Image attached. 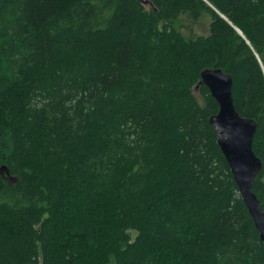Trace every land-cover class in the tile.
I'll use <instances>...</instances> for the list:
<instances>
[{
  "label": "trees",
  "instance_id": "obj_1",
  "mask_svg": "<svg viewBox=\"0 0 264 264\" xmlns=\"http://www.w3.org/2000/svg\"><path fill=\"white\" fill-rule=\"evenodd\" d=\"M213 67L264 212V0H0V264H264L195 91Z\"/></svg>",
  "mask_w": 264,
  "mask_h": 264
},
{
  "label": "water",
  "instance_id": "obj_2",
  "mask_svg": "<svg viewBox=\"0 0 264 264\" xmlns=\"http://www.w3.org/2000/svg\"><path fill=\"white\" fill-rule=\"evenodd\" d=\"M138 1L143 4L149 3V0ZM201 84L209 89L218 103V111L210 116L209 123L264 248V212L252 192L255 178L262 167L261 160L252 149L257 123L236 111L232 98V78L221 68L203 69L195 91Z\"/></svg>",
  "mask_w": 264,
  "mask_h": 264
},
{
  "label": "rangeland",
  "instance_id": "obj_3",
  "mask_svg": "<svg viewBox=\"0 0 264 264\" xmlns=\"http://www.w3.org/2000/svg\"><path fill=\"white\" fill-rule=\"evenodd\" d=\"M210 17L206 12H203L198 20H192L185 16H180L172 23L177 26L187 37H195L200 34L206 35L208 32ZM199 98L198 92H195Z\"/></svg>",
  "mask_w": 264,
  "mask_h": 264
}]
</instances>
